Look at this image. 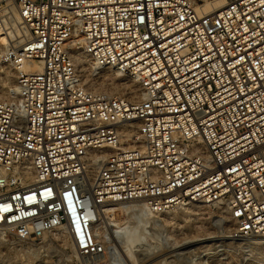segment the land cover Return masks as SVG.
I'll return each mask as SVG.
<instances>
[{
  "label": "built area",
  "instance_id": "1",
  "mask_svg": "<svg viewBox=\"0 0 264 264\" xmlns=\"http://www.w3.org/2000/svg\"><path fill=\"white\" fill-rule=\"evenodd\" d=\"M224 1L0 0V28L17 13L26 34L0 55L16 83L0 99V231L65 232L100 258L107 205L196 203L225 207L235 240L264 238V0ZM108 69L140 98L86 83Z\"/></svg>",
  "mask_w": 264,
  "mask_h": 264
},
{
  "label": "rangeland",
  "instance_id": "2",
  "mask_svg": "<svg viewBox=\"0 0 264 264\" xmlns=\"http://www.w3.org/2000/svg\"><path fill=\"white\" fill-rule=\"evenodd\" d=\"M191 1L195 6L196 4H204L203 0ZM0 66H2L1 63ZM3 67L5 66L3 65ZM105 80L108 83L107 89L104 88V90L108 92L111 90L110 93H106L120 95L117 91L112 92L110 87L113 81L112 77H107ZM0 82L2 83V81ZM133 82L128 79L122 83H130L129 85H131ZM198 205L201 207L198 214H193L187 218L182 217L180 216L182 211L179 208L170 212L175 218L167 213L169 215L159 216L160 219L157 218L159 222L156 224L147 225L144 231V235H147L144 242L136 244V248H134L138 251L144 247L140 253L142 256L137 257L138 260H144L140 264H264V245L253 246L250 244L252 240L237 241L232 238H225L231 235L233 230V223L228 215L225 216L224 221L219 222L216 207ZM115 219L124 225L128 217L120 210H116ZM136 222V220H131L130 225L138 227ZM209 237H215V239L204 243V247L198 245L170 253L174 247L181 246L184 240ZM117 245L123 250L120 243ZM109 253L110 251L106 249L105 255L100 258L82 257L77 253L71 240L67 238V243L64 244L57 240L55 233L46 235L37 243L20 242L9 234L0 236V264H120Z\"/></svg>",
  "mask_w": 264,
  "mask_h": 264
},
{
  "label": "bare ground",
  "instance_id": "3",
  "mask_svg": "<svg viewBox=\"0 0 264 264\" xmlns=\"http://www.w3.org/2000/svg\"><path fill=\"white\" fill-rule=\"evenodd\" d=\"M203 3L204 4L202 5L196 4L197 11L202 14L214 13L220 10L221 8H223L225 5L224 0H203ZM25 37H26V34L24 31V27L22 26V20L17 13H14L11 17V24H9V27L0 28V55L9 46L14 45L17 48L20 47L23 44ZM79 63L82 66H86L87 60L84 57H82L79 60ZM33 65L38 70L42 69V65L39 62H34ZM107 77H112L113 81H112V85H110V87L113 90L112 92L117 91L120 94L129 93L131 94V97L133 99L140 98L139 87L138 85H136L137 81L133 80L134 82L131 85H129L130 83L129 84L122 83L123 81L128 80V78L119 71H115V70L112 71L110 69L104 70L102 75L98 78H93L90 75H86L85 81L86 83L91 84L94 87H96L98 90H104V88L107 89L106 87L107 85L105 82V78ZM0 81H2V83L0 82L1 83L0 84V99H8L10 97H14L16 93L15 73L11 68L3 67V64L2 66H0ZM104 91L108 92L106 90ZM110 91L108 93H110ZM95 170L96 169H94L93 172H95ZM180 209L182 211L180 216L186 217V218L193 214H198L201 211V207L196 203H191L187 206L181 207ZM217 209H218L219 222H222L226 219L225 217L227 215L226 208L217 207ZM116 210H120L125 215H127L128 219L127 221H125L124 225H121V223L115 219ZM170 212L171 211L167 213H170ZM159 216L153 215L145 207H142V206L111 204L103 208V211H101V217L98 221V224L94 226L93 231H94L97 241L102 243L105 246V250L106 249L109 250L110 251L109 254L113 258H115V260L120 262V264H138V261H140L139 262L140 264V263H143L144 260L143 259L138 260L137 257L142 256L140 253L143 251L144 247L136 251L134 250V248H136L135 245L138 243L141 244V242H144V239L147 236V235H144L145 228L147 227L148 224H151V223L156 224L157 222H159L157 221L158 220L157 218H159ZM169 216L172 217L173 215L170 213ZM172 218H175V217H172ZM131 220H136L137 221L136 223H138L137 225L138 227H132L130 225ZM53 233H55V236L57 237L58 241L64 244L67 243V236L65 235V232L55 231ZM3 234L4 232L0 231V236ZM225 238L234 239L232 235H228ZM214 239L215 237H209L205 239H190V240L188 239L186 241L184 240L181 246L177 248L174 247L170 253H173L181 249L183 250L190 249L191 247L198 246V245L202 247L204 243L211 242ZM249 240H252L250 244L253 246L255 245L263 246L264 245V238L262 237H257V238H253ZM112 243H114V245H112ZM117 243H120L121 247L123 246V250L122 248L121 249L119 248L120 246L118 247ZM204 246L205 245H203V247Z\"/></svg>",
  "mask_w": 264,
  "mask_h": 264
}]
</instances>
